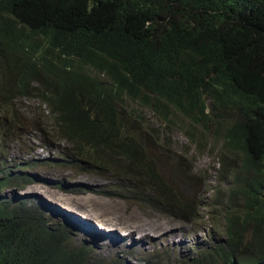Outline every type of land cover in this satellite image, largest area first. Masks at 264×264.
Instances as JSON below:
<instances>
[{
  "label": "trees",
  "instance_id": "trees-1",
  "mask_svg": "<svg viewBox=\"0 0 264 264\" xmlns=\"http://www.w3.org/2000/svg\"><path fill=\"white\" fill-rule=\"evenodd\" d=\"M8 64L10 76L43 71L55 80L78 148L123 155L135 167L121 169L105 195L187 223L199 218L195 204L169 195L153 162L145 166L148 147L127 126V106L150 112L164 131L182 129L198 151L219 145L220 177L232 180L242 205L212 264L264 262V0H0V65ZM86 159L68 152L60 163L107 172ZM167 159L171 183L183 184L185 165ZM144 172L156 188L131 184Z\"/></svg>",
  "mask_w": 264,
  "mask_h": 264
},
{
  "label": "clouds",
  "instance_id": "clouds-1",
  "mask_svg": "<svg viewBox=\"0 0 264 264\" xmlns=\"http://www.w3.org/2000/svg\"><path fill=\"white\" fill-rule=\"evenodd\" d=\"M11 73L9 64L0 65V263L6 260L11 261L18 256L15 264H55L56 262L63 264H212L213 260H217L219 255L227 251L231 235L230 216L236 210L235 207H241L242 203H236L238 197L231 193L234 188L232 180H223L220 177L221 162L217 177L219 184H224L226 187L225 197L221 201L218 198L213 199L212 204L205 205L210 209L213 205H217V208H213L210 213L211 225L199 226L204 220L201 217L200 207L194 202L192 204L196 205L199 212L197 221L192 224L178 219L191 226L197 233L193 236L194 244L187 246L188 239L183 242L185 247L182 244L178 245L181 251L177 257L170 256L169 247L150 250L144 246L147 240L140 236L130 240L131 245L124 250L128 233L126 231L119 233V229L111 231L110 227L101 224L98 226L95 217L84 213L87 207L80 204L76 208L77 211H69L39 192L25 194L28 186L39 184L46 188L53 199L64 205L66 204L61 196L67 193L73 195L97 193L107 198H118L113 194L109 196L104 193L110 192L111 187L117 183L115 176L126 175V172L121 169L135 167L131 166L123 155L101 154L105 151L94 153L87 144L82 149L77 147L80 141L76 142L66 135L68 128L73 127V123L61 119V111L59 112L57 107L60 100L53 93L55 88L53 78L45 76L43 71H38L36 74L29 72L24 77L17 76L16 73L10 76ZM131 109L136 112L131 113ZM139 113L144 120L130 122ZM125 121L142 144L148 147L147 152L142 153L145 156L143 160L145 166L153 162L166 179L165 175L169 171H166L162 160L167 161L168 156H171L185 165L187 173L188 163L180 156L170 153L175 152L173 148L175 131H181L187 139V144L198 151L182 129L173 128L170 131H164L159 128L158 123H155L150 112L140 111L134 106H127ZM30 125L40 126V128L31 129L30 132L36 133L40 139L46 138L48 142L43 143L45 147L54 144L58 146L56 150L61 157L59 160H45L35 156L26 159L11 157L4 147L5 141L16 142L24 148V136L28 133L25 128ZM206 145L212 148L215 146ZM206 149H208L207 146ZM156 151H158L157 154ZM68 152H72L75 160L84 163L87 162L86 156L94 157L97 169H107V172L95 175L72 170L69 166L62 164L66 163ZM169 166L175 169L177 167L175 163ZM55 167L65 168L74 176L87 175L101 182L89 185L71 177L52 180L43 176V171H50ZM192 168L189 169L190 174L193 173ZM171 174L174 176V173ZM130 182L132 185L155 187L154 184L149 183L145 172L139 178L131 179ZM165 182L167 183L166 180ZM161 200L166 199L161 198ZM138 202L141 201L136 203ZM216 210L219 212L213 216ZM78 211L84 216H81ZM72 234L94 238L95 241L85 239L83 246H80L70 240ZM183 250L186 251L183 252ZM164 253H168L169 256L165 257ZM232 264L242 263L233 262Z\"/></svg>",
  "mask_w": 264,
  "mask_h": 264
},
{
  "label": "rangeland",
  "instance_id": "rangeland-1",
  "mask_svg": "<svg viewBox=\"0 0 264 264\" xmlns=\"http://www.w3.org/2000/svg\"><path fill=\"white\" fill-rule=\"evenodd\" d=\"M40 128L37 126H26L28 133L24 136L25 147L22 148L18 143L11 142L4 146L9 152L12 158L26 159L30 156H35L40 159H53L59 160V156L56 149L58 146L54 144L50 147H45L44 142H48L46 138L40 139L36 133H31V129ZM208 149L196 151L193 146L187 144V139L181 131H175L173 134V148L171 155L180 156L185 160L187 165V177L183 181V184L173 185L171 181L174 180L173 174L167 172L165 180L167 185L171 188L173 193L179 195L184 201L195 203L200 207L201 221L199 226L211 225L210 213L213 208H217V205H213L211 209L205 207L206 204H212V200L218 198L221 201L225 197L224 184H219L217 171L220 166V152L219 145H215L213 148L207 145ZM26 154H29L28 156ZM192 168L190 174L189 169ZM43 176L52 180H60L67 178H76L80 183L94 185L100 183L101 180L93 178L87 175L74 176L69 170L62 167H55L50 171L42 172ZM39 192L42 196L51 201L57 202L65 209L69 211H77L76 208L81 204L87 207L84 211L85 214L95 217L98 226L104 225L110 227L111 230L119 229V233H127L131 231L134 236L128 235V240L125 241L124 250L131 245L133 239H137L142 235L146 238L147 243L144 246L152 249H162L165 247L170 248V256L177 257L180 255L179 246L184 241L189 239L188 244L195 243V230L188 224L178 221L171 216L163 213H158L153 209L146 206L144 203L138 202L133 204L131 202L123 201L118 198H107L106 196L98 195L97 193H90L89 195H73L62 194L61 199L66 204H61L53 199L46 188L39 184H33L26 188L25 194L28 192ZM82 191H80L81 193ZM56 193V192H55ZM174 197V196H173ZM79 212V211H78ZM219 210L214 211L213 216L218 214ZM81 216H84L79 212ZM101 224V225H100ZM112 227V228H111ZM148 230V231H147ZM140 234V235H138ZM95 241L94 238L81 237L77 235H71L70 240L80 246H83L84 240ZM209 243V242H208ZM158 244L157 246H153ZM186 250H183V252ZM173 252V253H172ZM168 257V253H164Z\"/></svg>",
  "mask_w": 264,
  "mask_h": 264
},
{
  "label": "bare ground",
  "instance_id": "bare-ground-1",
  "mask_svg": "<svg viewBox=\"0 0 264 264\" xmlns=\"http://www.w3.org/2000/svg\"><path fill=\"white\" fill-rule=\"evenodd\" d=\"M112 228V227H111ZM115 229L111 230L114 231ZM148 231V230H147ZM128 235H130L131 237L134 236L135 234H133L131 231L128 232ZM140 235V234H139ZM136 236H134L133 238H135ZM142 237V235H140V238ZM146 239V238H145Z\"/></svg>",
  "mask_w": 264,
  "mask_h": 264
}]
</instances>
